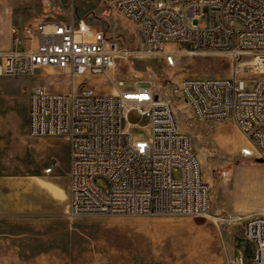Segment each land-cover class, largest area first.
<instances>
[{"label":"built area","instance_id":"obj_1","mask_svg":"<svg viewBox=\"0 0 264 264\" xmlns=\"http://www.w3.org/2000/svg\"><path fill=\"white\" fill-rule=\"evenodd\" d=\"M135 26L138 48L119 36L93 33L74 20L42 18L11 29L12 44L0 50V76L39 68L59 69L72 80L62 92L36 84L29 95V134L66 137L70 145L68 216L186 215L207 217L211 189L201 158L170 101L151 85L98 92L76 80L106 75L134 57L222 54L233 60L230 76H191L181 96L198 120L232 119L264 159V0H104ZM123 85V80H119ZM149 116L145 137L133 136L127 114ZM128 126L125 127L124 121ZM57 160L46 166L51 173ZM176 174V175H175ZM106 179L108 186L97 184ZM241 224L264 264V212L213 216Z\"/></svg>","mask_w":264,"mask_h":264},{"label":"rangeland","instance_id":"obj_2","mask_svg":"<svg viewBox=\"0 0 264 264\" xmlns=\"http://www.w3.org/2000/svg\"><path fill=\"white\" fill-rule=\"evenodd\" d=\"M38 18L74 20L106 37L119 36L141 46L139 32L104 0H35ZM233 60L222 54L177 56L175 65L163 57H134L119 62L106 75L76 80L98 92L135 89V81L151 85L176 110L180 127L192 138L210 185L212 206L207 217L186 215H80L65 212L29 214L0 220V264H256L255 248L241 224L215 221L213 216L264 212V159L232 119L198 120L179 83L191 76H230ZM252 78L263 75L249 74ZM123 80V85L119 84ZM36 84L69 92L72 80L53 67L33 73L0 76V121L4 141L5 177L31 178L56 159V172L66 162V137L29 134V95ZM58 87V88H56ZM133 136L145 137L149 116L135 109L127 114ZM125 127L128 126L124 121ZM176 175V174H175ZM103 188L108 183L99 176ZM21 187L22 199H29ZM25 194V195H24ZM65 208V205L63 206ZM24 209L26 211L24 212Z\"/></svg>","mask_w":264,"mask_h":264},{"label":"crops","instance_id":"obj_3","mask_svg":"<svg viewBox=\"0 0 264 264\" xmlns=\"http://www.w3.org/2000/svg\"><path fill=\"white\" fill-rule=\"evenodd\" d=\"M39 19L42 18L37 16L35 0H0V50L11 47L12 27L33 23ZM2 122L0 121V220L21 216V206L27 207L29 214L31 212L36 214L38 208L44 214L65 212L68 215L70 145L68 144L67 160L62 171L56 172V165L51 173H46L45 166L35 172L30 179H21L12 175L6 178L4 175L5 143L1 136L7 128ZM22 186L25 187V192H28L29 199H22ZM64 205L65 208H63Z\"/></svg>","mask_w":264,"mask_h":264},{"label":"bare ground","instance_id":"obj_4","mask_svg":"<svg viewBox=\"0 0 264 264\" xmlns=\"http://www.w3.org/2000/svg\"><path fill=\"white\" fill-rule=\"evenodd\" d=\"M115 89V88H114ZM114 91H116V90H114Z\"/></svg>","mask_w":264,"mask_h":264},{"label":"trees","instance_id":"obj_5","mask_svg":"<svg viewBox=\"0 0 264 264\" xmlns=\"http://www.w3.org/2000/svg\"><path fill=\"white\" fill-rule=\"evenodd\" d=\"M261 161V159H259Z\"/></svg>","mask_w":264,"mask_h":264},{"label":"water","instance_id":"obj_6","mask_svg":"<svg viewBox=\"0 0 264 264\" xmlns=\"http://www.w3.org/2000/svg\"><path fill=\"white\" fill-rule=\"evenodd\" d=\"M261 159V158H260ZM262 160V159H261Z\"/></svg>","mask_w":264,"mask_h":264}]
</instances>
